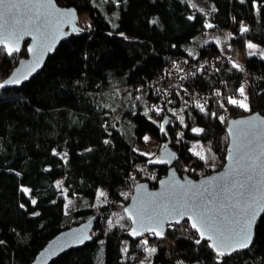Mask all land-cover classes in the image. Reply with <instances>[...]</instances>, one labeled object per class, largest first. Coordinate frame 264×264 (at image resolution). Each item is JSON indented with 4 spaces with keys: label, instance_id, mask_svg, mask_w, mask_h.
I'll return each instance as SVG.
<instances>
[{
    "label": "trees",
    "instance_id": "obj_1",
    "mask_svg": "<svg viewBox=\"0 0 264 264\" xmlns=\"http://www.w3.org/2000/svg\"><path fill=\"white\" fill-rule=\"evenodd\" d=\"M56 1L77 8L83 19L42 70L56 72L50 104L36 102L38 74L21 87H0V264H31L54 236L92 216H98L92 240L51 264H141L149 244L156 246L151 264H264V213L251 246L226 257L207 241L197 244L188 221L170 225L163 239L150 234L133 240L113 215H123L137 183L156 187L167 175V165L135 149L147 134L162 142L170 137L179 173L200 178L226 163L228 121L264 114V58L247 53L249 43L264 47V0H205L207 10L192 0ZM113 9L117 20H110ZM208 18L210 29L227 31L228 39L190 51ZM27 44L11 56L0 47V84L27 56ZM230 46L243 56L240 68L223 60ZM186 64L193 71L178 86L167 92L150 86ZM242 86L250 111L228 103L244 100ZM195 92L208 99L203 111ZM125 95L119 117L116 101ZM197 145L208 147L206 159L193 153ZM203 168L207 173L199 174ZM60 178L69 196L81 195L89 204L66 213L56 185ZM123 219L130 223L125 214Z\"/></svg>",
    "mask_w": 264,
    "mask_h": 264
},
{
    "label": "water",
    "instance_id": "obj_2",
    "mask_svg": "<svg viewBox=\"0 0 264 264\" xmlns=\"http://www.w3.org/2000/svg\"><path fill=\"white\" fill-rule=\"evenodd\" d=\"M11 2L21 4L40 3L48 6L39 9L42 19L44 20V23L41 25V32H37L33 25L29 24L26 26V31L32 32V35H23L19 41L18 47L19 51H21L25 43L28 42L27 56L19 60L18 64L14 67L9 76L2 82V85H4L2 87L3 89L21 87L24 83L30 81L33 77L39 74L44 69L48 57L56 51L58 46L63 41L67 40L72 34L78 32L81 18V14L77 8L73 6H61L56 0H11ZM36 11L37 10L35 8L26 9L22 7L20 9L23 20H27L28 16L34 17ZM69 11L73 14L67 15L66 13ZM0 12H3L2 7H0ZM0 23H3V21H0ZM22 27H24V25H22ZM41 34H43L42 41L37 39V37L41 36ZM42 43L45 46L50 44L51 47L49 50L41 52ZM0 47L4 48L7 52L4 45H0ZM29 48H35L36 51L29 52ZM17 52L12 53L11 55ZM37 58H39V65L34 70L30 71ZM23 74H27V78L21 79L20 83L8 82L15 80L17 77H21ZM253 117L258 118L256 123H259L260 120H264V114L254 112L245 116L232 118L228 121L227 133L229 136V144L226 155V163L223 168L200 178H194L187 173L182 175L179 173L176 168V161L179 154L171 146V138L168 137L164 147L161 149L155 161L156 165L168 166L167 175L159 179L156 187H151L150 183L147 181L137 183L129 203L124 208V214L130 221L128 235L133 240H140L144 236L150 234L154 235L157 239H163L168 232L169 226L172 224L180 225L184 221H188L191 226L192 220L188 216L183 218L175 217L170 218L163 224L162 228L157 229V231H162L163 233L160 236H157L152 232L144 231L142 232V235L133 237L131 235V230L134 225L132 219H130L128 214L125 212V209L133 210V215H135L136 213L134 209L140 208L144 211L145 216H148L158 212L160 210L158 205L160 204L171 205L172 203L180 202L195 193L199 195L200 199L205 204L215 211V214L221 223L225 220L233 222L243 220V216L239 215V210L232 207V205L236 204L237 201H239L241 209L244 207L248 199L254 198L259 201L261 209L257 214L255 222L254 236L252 239L253 243L258 220L264 213V167L258 169V174L254 177L255 187L251 191L250 195H243L242 190L236 182L239 181L240 183H243L245 181V174H241V169L246 166L247 162L245 153L247 152L248 139L253 140L251 147L254 148V152L251 154L260 156L261 161L264 162V129L253 128L250 130L248 125L233 124L234 121H247L251 120ZM229 129H232V131L230 132ZM237 147L240 148L239 152L235 151ZM230 156H232L233 159H230ZM238 159L239 163L237 162ZM157 161L164 162L161 163ZM214 177H224L225 179L212 180ZM210 180L211 184L207 183ZM234 184L236 186H233ZM181 185L184 187H181ZM149 194L156 195L153 197ZM192 219H194V217ZM97 220L98 216H92L79 224L62 230L39 251L31 264H51V262L63 253L85 246L92 240V232L95 228ZM232 226L235 227L236 224L233 223ZM192 230L197 232L194 228H192ZM199 240L200 242L207 241L209 247L216 253V251L211 247L212 241H209L207 238L201 239L200 236ZM249 247L231 251L230 254H225L219 257L230 256L235 252L247 250Z\"/></svg>",
    "mask_w": 264,
    "mask_h": 264
},
{
    "label": "snow or ice",
    "instance_id": "obj_3",
    "mask_svg": "<svg viewBox=\"0 0 264 264\" xmlns=\"http://www.w3.org/2000/svg\"><path fill=\"white\" fill-rule=\"evenodd\" d=\"M48 5L35 3V4H21L11 2V0H0V7L3 8V12H0V45H4L8 54L11 55L14 52L19 51V41L23 35H32V32L26 31L27 25H33L37 32H41V25L44 23L42 19V15L39 12L40 8L47 7ZM32 9L35 8L36 14L35 16H28L27 20H23L22 14L20 12L21 8ZM67 15H72L73 13L69 11L66 13ZM155 23V21H153ZM24 25V27H22ZM206 27H213L211 24H207ZM247 27H242L241 32H247ZM38 40H43V34L37 37ZM219 43V40H217ZM51 45H43L41 44V52L49 50ZM249 49H255L257 46L249 43L247 45ZM29 52H35V48H29ZM264 55V53H261ZM249 55H255V52H250ZM39 65V58H37L36 62L32 65L31 70H34ZM233 67L240 68L241 66L238 64L233 63ZM27 74H23L21 77H17L15 80L8 81L9 83H20L21 79H26ZM4 85L0 84V87ZM241 96H244V100H238L234 98H229L228 103L232 105H236L245 109L246 111L251 110L250 104L247 102L248 97L245 96V89L244 87H240L238 89ZM203 111L202 105H197ZM160 109H156L159 111ZM215 115V114H213ZM219 119L223 120V117ZM257 117H253L251 120L247 121H234V125L243 124L248 125L249 129L253 128H262L264 129V120H260L259 123H256ZM182 122V118H181ZM167 123V121H165ZM161 129L163 130V126L161 125ZM193 132H202L203 129L200 128H193ZM231 132L232 129H229ZM247 135V134H245ZM145 140L148 137H144ZM107 143V141H105ZM253 144L252 139L247 140V152L245 156L247 157L246 166L242 167L241 174H245V181L240 183L237 181L239 188L242 190V194L245 196L250 195L251 191L255 187L254 177L258 174V169L264 167V162L261 161L260 156L252 155L251 153L254 152V148L251 147ZM210 151V149H209ZM236 152L240 151V148L237 147L235 149ZM145 155H148L145 153ZM196 155L199 156L201 159H206V157L200 153L196 152ZM214 158V157H213ZM233 159L232 156L229 157ZM242 158V157H241ZM157 162H164V161H157ZM239 163V159L237 160ZM224 177H214L212 180H224ZM207 183L211 184V180ZM59 184V182H58ZM233 186H236L235 184ZM143 187V186H141ZM181 187H184L181 185ZM25 192L30 190L24 189ZM101 196L105 194L103 192L100 193ZM151 196H155L156 194H149ZM33 204L36 203L35 200L32 201ZM159 211L155 212L154 214L145 216V213L140 208H135V215H133V210L125 209V212L128 214L129 218L132 219L134 227L131 230V235L133 237L142 235V232H152L153 234L160 236L162 235V231H157L158 228H162L163 224L168 221L170 218L180 217L183 218L188 216L192 222L191 227L196 229L200 238L205 239L207 238L209 241H212L211 247L216 251L217 256H223L225 254H230L231 251H236L238 249L247 248L251 245L252 239L254 236V228L255 222L257 219V214L261 209L260 202L254 198L248 199L241 209L239 201L236 204L232 205L233 208L239 210V215L243 216L242 221H228L225 220L221 223L215 211L210 208L207 204H205L199 197L198 194H192L188 196L186 199H183L180 202L172 203L171 205L168 204H160L158 205ZM194 217V219H192ZM233 223L236 224L233 227ZM111 225L112 222L109 221ZM82 242V239H81ZM2 243V241H0ZM144 244H147V241H143ZM197 244L200 243V240L196 241ZM124 251H127L125 248ZM156 249L151 248L148 249L149 255L154 253Z\"/></svg>",
    "mask_w": 264,
    "mask_h": 264
},
{
    "label": "rangeland",
    "instance_id": "obj_4",
    "mask_svg": "<svg viewBox=\"0 0 264 264\" xmlns=\"http://www.w3.org/2000/svg\"><path fill=\"white\" fill-rule=\"evenodd\" d=\"M194 6L197 9H201V10H207L209 9L208 3L205 0H192ZM111 16L113 18H111ZM109 17L110 20H117L118 18V10L117 9H113L111 11H109ZM83 19V18H82ZM80 18V20H82ZM207 24H211L213 25V22L211 20V18H208L206 25ZM228 39V32L223 30V31H215V30H211L209 27H206V29H204L201 33L197 34L192 41L190 42V44L188 45L189 50L191 48H196L198 49L199 46L204 43V42H209V41H217L219 40V43L222 42V40H226ZM254 45H256L257 47L255 49H247V53L249 54L250 52H255V54H260L263 58L264 55H262L261 53H264V47L256 44V43H252ZM191 51V50H190ZM243 62V56L241 55L240 52H238L234 63L241 65ZM56 72L50 69H45L44 71H42L41 73H39L33 80L34 83H36V102L38 104V106H44V105H49L50 101L53 99V97L55 96V93L53 92L52 88H51V76H55ZM126 90L121 89L120 94H124ZM125 96H120L119 99H117L116 101V114H118L117 116L120 117V113L121 111H123L124 107H125V103L123 102V98H125ZM145 137H148L147 140L143 139L141 142H137L135 145V149L142 153L145 154L147 153L149 157L153 158L154 160L157 159L161 149L164 147L165 142H162L161 140H159L158 138L154 137L151 134H147ZM198 147H196V149L193 150V153L196 155V152H200L203 155L208 151V147L204 146V145H197ZM223 168V167H222ZM207 168H203L200 170L199 174H206L207 173ZM188 174V173H187ZM190 175V174H188ZM191 176V175H190ZM193 177V176H192ZM59 182V184H58ZM56 185L59 189H61V197L64 199V203H65V212L66 213H70L82 206L88 205V201L83 198L81 195H77V196H69L68 195V191L64 186V178H60L57 180ZM24 189H28V188H24ZM30 190V189H28ZM28 195H31V190L27 192ZM33 200H35L33 198ZM114 218L116 219L117 222L121 221L123 222V224L125 226H127L128 228L130 227V223L125 222L123 219L124 213L123 215H119L114 213ZM126 217V216H125ZM154 248L156 249V246H154L153 244H149L147 246L146 249V254L144 256V258L141 260V264H151L152 262V256L153 253L151 255H149L148 253V249Z\"/></svg>",
    "mask_w": 264,
    "mask_h": 264
},
{
    "label": "built area",
    "instance_id": "obj_5",
    "mask_svg": "<svg viewBox=\"0 0 264 264\" xmlns=\"http://www.w3.org/2000/svg\"><path fill=\"white\" fill-rule=\"evenodd\" d=\"M237 54V49L234 46H230V49L223 60L234 62ZM190 71H193V67L189 64H186V69H183L182 66H176L173 70H171L169 75L159 77V79H156L155 83L152 82L150 86L156 92H167L168 90H171L172 88L178 86L179 78L182 76H186ZM194 102L196 106L198 104L202 105L203 108L208 106L207 97L199 94L198 92L194 93Z\"/></svg>",
    "mask_w": 264,
    "mask_h": 264
}]
</instances>
